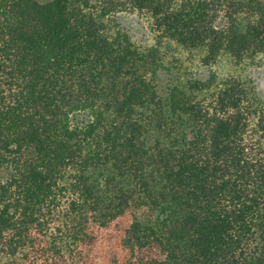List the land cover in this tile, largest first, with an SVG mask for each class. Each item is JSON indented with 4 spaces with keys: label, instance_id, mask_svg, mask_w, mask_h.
<instances>
[{
    "label": "trees",
    "instance_id": "16d2710c",
    "mask_svg": "<svg viewBox=\"0 0 264 264\" xmlns=\"http://www.w3.org/2000/svg\"><path fill=\"white\" fill-rule=\"evenodd\" d=\"M123 1L206 63L264 53V0ZM103 3L0 0V264H84L93 228L128 210L144 212L126 264H264V103L231 83L207 101L174 88L190 129L151 140L145 57Z\"/></svg>",
    "mask_w": 264,
    "mask_h": 264
},
{
    "label": "rangeland",
    "instance_id": "374dc122",
    "mask_svg": "<svg viewBox=\"0 0 264 264\" xmlns=\"http://www.w3.org/2000/svg\"><path fill=\"white\" fill-rule=\"evenodd\" d=\"M101 1L115 9L124 4L123 0ZM108 21L110 28L127 34L133 46L145 57L148 77L160 100L159 123L148 129L151 140L170 144L173 138L190 129L187 116L169 109L168 98L174 88L191 93L197 100L207 101L211 99L213 88L231 83L250 91L254 100L264 103V53H249L236 59L221 52L213 63H206L204 49L187 48L164 37L154 30L152 20L144 13L116 9ZM196 81L206 82L212 89L191 92L190 86ZM143 212L128 210L105 227H94L93 243L87 249L84 264H126L130 253L123 247L122 237L135 214L138 216Z\"/></svg>",
    "mask_w": 264,
    "mask_h": 264
}]
</instances>
